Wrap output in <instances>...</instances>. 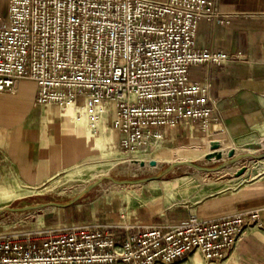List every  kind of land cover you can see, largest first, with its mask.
<instances>
[{
    "label": "built area",
    "instance_id": "2783aa9c",
    "mask_svg": "<svg viewBox=\"0 0 264 264\" xmlns=\"http://www.w3.org/2000/svg\"><path fill=\"white\" fill-rule=\"evenodd\" d=\"M0 15V91L36 82L35 102L85 108L95 133L106 119L119 147L141 155L170 131L208 130L210 86L191 65L241 61L240 51L196 46L198 20L225 21L218 0H8ZM102 218L0 233V264H179L195 251L221 264L259 210L213 219L125 223L124 239ZM135 226H140L135 230Z\"/></svg>",
    "mask_w": 264,
    "mask_h": 264
},
{
    "label": "crops",
    "instance_id": "0c3cea01",
    "mask_svg": "<svg viewBox=\"0 0 264 264\" xmlns=\"http://www.w3.org/2000/svg\"><path fill=\"white\" fill-rule=\"evenodd\" d=\"M8 5V0H0V15L6 14ZM218 9L226 15V20L200 18L196 46L228 53L240 51L243 59L190 66V79L207 82L210 86L208 105L213 109L210 126L206 131L196 124L173 128L167 144L189 145L156 152L155 156L161 155L160 158L168 162L193 160L205 154L210 143L196 141L202 137L220 143L221 139L231 140L252 130H264V0H218ZM36 93L35 80L26 78L20 79L12 92L0 91V163L33 184L65 170L77 156L70 144H79L90 137L77 114L85 115L84 109L77 110L79 106L72 104L65 113L69 119L63 120L57 111L59 107L37 105ZM103 120L99 128L103 127L104 132L115 130L108 120ZM160 181L157 178L142 184L150 185L155 191L162 188ZM4 197L5 194L1 195L0 200ZM82 198L67 206H58L50 220L44 218L47 225L43 226L67 225L100 216L114 223L117 238L122 240L126 232L115 224L166 223L185 219L190 213L201 219H213L258 209L263 227L246 232L235 254L221 264H264V174L234 188L208 194L200 201L167 207L164 211L153 212L147 206H136L124 212L113 204L87 205V202H81ZM193 260L196 263L198 256L194 254Z\"/></svg>",
    "mask_w": 264,
    "mask_h": 264
},
{
    "label": "rangeland",
    "instance_id": "374dc122",
    "mask_svg": "<svg viewBox=\"0 0 264 264\" xmlns=\"http://www.w3.org/2000/svg\"><path fill=\"white\" fill-rule=\"evenodd\" d=\"M73 106L66 105L57 108L58 114L63 120L69 119L67 111ZM76 107H74L75 109ZM85 109L79 104L77 110ZM79 121H82L84 130L88 131L89 139L79 144H70L75 149L77 156L72 163L58 174L40 183H28L15 172L7 169L0 163V208L7 206L20 208L25 205L46 203L41 207L25 209L21 211L6 209L0 212V233L22 231L42 227L43 220H50L52 214L58 210V206L52 201L66 203L80 193L83 188L94 182L101 175L106 174L117 179H137L145 176L156 175L166 169L170 164L161 155L155 156L157 151H170L171 147L187 146L164 144L156 150L141 154L129 155L120 150L118 132L116 130L103 131L99 128L95 133L91 130L90 120L81 112ZM83 135V133H82ZM200 144H207L214 140L210 137H202L196 140ZM217 148L206 146V153L192 161L207 166H218L223 161L241 152L252 151L262 153L264 151V130H252L246 135L233 137L231 140H220ZM221 151V157L211 156L208 153ZM264 174V158L252 156L242 157L233 164L215 171L199 170L191 165H176L169 172L159 176L162 181L157 190L153 191L148 184L132 185L121 184L108 178L102 179L95 187L82 195L81 202L118 207L119 210L128 211L139 206H147L150 210L164 211L167 207L178 206L188 202L200 201L204 196L219 193L234 186L242 185L249 179ZM101 218L100 216L92 217ZM82 219V220H90ZM82 220L72 221L81 222ZM127 220V219H126ZM198 256V263L193 260V255ZM179 264H216L206 260L204 256L195 251L189 258H185Z\"/></svg>",
    "mask_w": 264,
    "mask_h": 264
},
{
    "label": "water",
    "instance_id": "95a60500",
    "mask_svg": "<svg viewBox=\"0 0 264 264\" xmlns=\"http://www.w3.org/2000/svg\"><path fill=\"white\" fill-rule=\"evenodd\" d=\"M217 145H218L217 141H212L211 144H210V147L217 148ZM207 155H208V157L215 156L217 158V157H221L222 152L221 151L210 152ZM248 156H252V157H255V158H263L264 157V151L262 153H254L252 151L237 153V154L233 155V157L223 161L221 164H218V166H207V165H204V164L200 165V164H198V163H196V162H194V161H192L190 159H187V160H176V161H173L172 163H169L170 165L166 169H164L163 171L157 173L156 175L145 176V177L137 178V179H117V178H115L113 176L111 177L109 175H101L94 182L90 183L88 186L83 188L82 191L80 193H78L77 195H75L72 200H69L66 203H61V202H56V201H52V203L57 205V206H67L68 204H70V203L78 200L79 198H81L83 193H85L86 191H88V190L92 189L93 187H95L97 185V183H99L104 178L111 179V180L116 181V182L121 183V184H127V182L140 183L142 181H147V180H151V179H157V177L169 172L176 165H183V164L187 165L188 164V165L194 166L197 169L202 170V171L203 170L215 171V170H218L219 168H221V167H223V166H225L227 164L233 163V161H236V160H238V159H240L242 157H248ZM44 204H46V203H40V204H36V205H25V206H21L20 208L10 207V206L6 205L5 207L0 208V212L2 210H6V209L21 211V210H25V209L41 207Z\"/></svg>",
    "mask_w": 264,
    "mask_h": 264
},
{
    "label": "bare ground",
    "instance_id": "6f19581e",
    "mask_svg": "<svg viewBox=\"0 0 264 264\" xmlns=\"http://www.w3.org/2000/svg\"><path fill=\"white\" fill-rule=\"evenodd\" d=\"M263 159V158H262ZM182 160H186V159H182ZM191 160V159H190ZM239 160V159H238ZM173 161H176V160H173ZM172 161V162H173ZM237 161V160H236ZM235 161V162H236ZM172 162H170V163H172ZM230 164H233V163H230ZM230 164H227V165H225V166H223V167H221V168H224V167H226V166H228V165H230ZM221 168H219V169H221ZM206 171V170H205ZM103 175H106V174H103ZM158 178V177H157ZM151 180H153V179H151ZM147 181H149V180H147ZM143 182H146V181H142V182H140V183H133V182H127V183H131V184H142Z\"/></svg>",
    "mask_w": 264,
    "mask_h": 264
}]
</instances>
